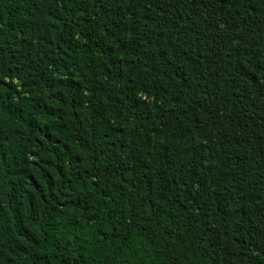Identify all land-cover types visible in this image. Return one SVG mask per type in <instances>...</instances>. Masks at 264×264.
Listing matches in <instances>:
<instances>
[{
	"label": "trees",
	"instance_id": "trees-1",
	"mask_svg": "<svg viewBox=\"0 0 264 264\" xmlns=\"http://www.w3.org/2000/svg\"><path fill=\"white\" fill-rule=\"evenodd\" d=\"M0 264H264V0H0Z\"/></svg>",
	"mask_w": 264,
	"mask_h": 264
}]
</instances>
